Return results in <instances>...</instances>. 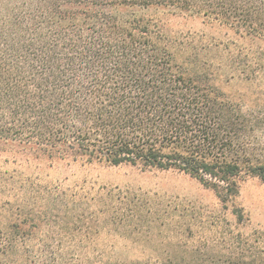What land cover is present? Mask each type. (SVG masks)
Here are the masks:
<instances>
[{"label": "trees", "instance_id": "obj_1", "mask_svg": "<svg viewBox=\"0 0 264 264\" xmlns=\"http://www.w3.org/2000/svg\"><path fill=\"white\" fill-rule=\"evenodd\" d=\"M163 8L260 43L229 54L247 80L264 78V0H0V141L36 159L178 171L226 206L239 180L264 183V106L245 111L228 99L208 56L219 45L168 35L145 14ZM33 237L19 224L0 230L4 246L22 248L18 264H65L27 245Z\"/></svg>", "mask_w": 264, "mask_h": 264}, {"label": "rangeland", "instance_id": "obj_2", "mask_svg": "<svg viewBox=\"0 0 264 264\" xmlns=\"http://www.w3.org/2000/svg\"><path fill=\"white\" fill-rule=\"evenodd\" d=\"M145 14L157 17L168 35L205 45L216 42L219 48L208 54L216 86L245 111L264 106V78L247 80L248 72L233 64L229 54L239 48L254 51L260 43L201 15L165 8ZM224 44L233 45L225 50ZM256 143L264 161V134ZM239 185V196L226 206L211 188L178 171L36 159L0 141V230L19 224L33 231L27 245L37 252L58 251L65 264L264 259V183L246 177ZM234 205L244 210L242 223ZM16 249L17 253L0 240V264H18L22 248Z\"/></svg>", "mask_w": 264, "mask_h": 264}]
</instances>
